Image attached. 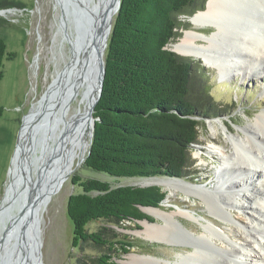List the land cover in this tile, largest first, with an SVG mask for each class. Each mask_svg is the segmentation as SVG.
I'll return each instance as SVG.
<instances>
[{
	"label": "bare ground",
	"instance_id": "bare-ground-1",
	"mask_svg": "<svg viewBox=\"0 0 264 264\" xmlns=\"http://www.w3.org/2000/svg\"><path fill=\"white\" fill-rule=\"evenodd\" d=\"M53 1L55 8L62 4ZM74 1L75 4L69 5L73 20L70 21L65 44L68 50L71 46L70 49H75L77 53L75 36L79 30L73 24L75 19L82 21L80 30L83 27L88 31V36H97L102 16L111 1ZM188 19L194 27L182 29L178 39L169 45L174 51L200 59L205 66L215 69L221 79L233 74L242 77L250 74L258 78L262 76L264 0H206L204 8L195 11ZM54 22L56 30L52 35L53 43L58 31L57 22ZM197 27H211L212 31L207 34ZM51 52L55 58L53 44ZM64 55L68 60L70 50ZM85 59L83 55L79 62L72 64L71 72L65 73L61 79V69L55 67L50 90L42 92L26 120L25 117L23 119L25 122L20 131V143L12 155L4 194L0 199V227L5 225L9 216L15 220V234L7 244L9 249L13 248L22 228L31 226L34 231L40 228L51 189L66 180L74 171L77 158L81 160L83 157L82 137L88 127L87 114L91 103L85 109L80 106L84 105L86 99L90 102L93 100V86L84 69ZM101 60H104L103 57ZM221 125L225 130L226 141H213L205 149L206 156L216 155L219 161L211 184L201 186L184 179H165L163 184L172 192L179 190L188 196L198 195L203 197L202 200L205 198L210 211L221 217L228 213L225 210L227 207L240 206L244 209L250 221L244 223L245 234L240 238L242 245L238 247L226 240L229 234L217 231V225L212 221L203 223L198 234L187 229L176 217L197 221V217L189 210L180 212L167 211L161 206L145 207L143 210L147 214L161 222L142 221L143 228L135 234H141L147 240L176 242L173 230L178 229V233L189 240L187 243L191 244L192 249L186 254L180 253L173 262L129 253L120 260L122 264H264V259L257 252L250 253L254 246L264 253V190L258 188V182L261 185L264 182V110L241 128L242 135L231 132L224 123ZM210 128L215 134L218 126L210 124ZM198 157V162L206 161L202 155ZM157 182L154 178L144 183L140 181L142 185ZM239 188H245L248 192L241 193ZM25 235L28 236L27 230ZM216 239L224 246H217ZM246 251L250 252L247 254ZM248 256L251 263H248Z\"/></svg>",
	"mask_w": 264,
	"mask_h": 264
},
{
	"label": "trees",
	"instance_id": "trees-1",
	"mask_svg": "<svg viewBox=\"0 0 264 264\" xmlns=\"http://www.w3.org/2000/svg\"><path fill=\"white\" fill-rule=\"evenodd\" d=\"M205 1L121 0L104 51V79L85 168L115 178L189 176L199 125L205 117L226 114L211 98L203 65L168 45L181 35L179 16L203 9ZM5 54L13 57L0 37V79ZM2 111L0 106V117ZM71 182L80 188L66 203L71 245L80 252L74 264H119L137 244L110 224L152 222L142 209L158 207L166 194L158 184L112 185L79 175ZM91 222L94 230L87 228Z\"/></svg>",
	"mask_w": 264,
	"mask_h": 264
},
{
	"label": "rangeland",
	"instance_id": "rangeland-1",
	"mask_svg": "<svg viewBox=\"0 0 264 264\" xmlns=\"http://www.w3.org/2000/svg\"><path fill=\"white\" fill-rule=\"evenodd\" d=\"M65 10L64 5L62 10L60 7L55 8V1L53 0H0V37L6 44V52L13 53L12 58H8L5 54L2 66L3 76L0 79V106L3 108L0 117V199L4 194V186L8 176L7 172L15 151L22 119L25 117L26 120L27 115L33 108V104L38 101L42 92L51 84L52 73L55 67L61 69L65 60H67L64 52L68 53V45L65 42L70 21L73 18L70 7ZM191 14H193V10L179 16L183 24L180 29L181 33L182 29L194 27L188 19V16ZM54 21L58 25L55 43L52 42V35L56 30ZM196 29L207 34L212 31L211 27H197ZM52 44L53 50L56 51L55 58L52 57ZM169 45L168 48L172 49ZM103 56L104 53H102ZM190 58L196 62H200L206 69V73L209 76L208 82L211 98L215 104L222 107L226 115H222L221 117H205L203 123L199 125L197 143L193 144L190 148L194 163L192 167L188 168L189 176L178 178L152 177L157 179L158 185L159 182L161 183V190L166 193L163 198L165 200L158 207L161 206L167 211H191L197 217V221L189 220L182 216H177L176 218L183 226L197 234L202 230L203 223L207 224L212 221L217 225L215 226L217 231H225L229 234L228 238L224 234L226 240L239 247L242 245V239L240 238H243L245 234L244 223L250 221L244 209L240 206H230L225 209L228 212L226 216L215 215L208 208L205 198L202 200L203 197L198 195L188 196L179 190L172 192L171 189L163 184V180L184 179L199 185L202 184L201 186L211 184L210 181L214 179V172L219 161L216 155L211 157L206 156L205 149L209 145H212L213 141L220 143L226 141L222 123L231 132L241 133L242 135L241 128L264 110V63L261 65L262 76L259 78L253 74L246 77L233 74L228 78L221 79L215 69L205 66L198 58ZM90 103L86 99L84 105L80 107L85 109ZM210 124L218 126L215 134H212ZM82 138L83 157L81 160L79 157L77 158L74 171L70 173L66 180L51 189L48 195L46 209L39 228L41 233L40 252L43 264H74L76 257L80 254L79 248L72 247L71 245L73 225L66 215L68 196L80 190L78 185H72V176L79 175L82 179L97 177L111 182L112 185L139 186L142 185L140 181L144 183V181L148 180H143V178H115L105 173L85 168L83 160L91 138L90 122ZM199 154L206 161L198 162ZM262 177L264 179V168L262 169ZM262 185L259 181L258 188L264 190L262 189L264 188V182ZM239 190L241 193L248 192L245 188H239ZM238 203L243 204L241 201ZM144 213L147 214L145 211ZM147 215L153 220V223L161 222L160 219L149 214ZM142 221L150 223L147 219H143L140 221H125L121 224H110L119 235L125 236L128 240L138 245L131 247L127 254H123L121 259L118 260L119 262L129 253L149 257L154 256L173 262L180 253L186 254L188 250L192 249L190 247L191 244L187 243L189 240L182 237L178 233V229L173 230V237H175L174 240L176 242L147 240L141 234H135L136 231H140L143 228ZM99 224L105 223L99 222ZM95 227V222L87 225V228L90 230H94ZM215 241L217 246H224V243L220 240L216 239ZM254 247L251 252L246 251V253L250 252L254 254L257 252L264 259L263 251L257 246ZM0 254H2V251ZM250 259L248 256V263H251ZM119 264L122 263L120 262Z\"/></svg>",
	"mask_w": 264,
	"mask_h": 264
},
{
	"label": "water",
	"instance_id": "water-1",
	"mask_svg": "<svg viewBox=\"0 0 264 264\" xmlns=\"http://www.w3.org/2000/svg\"><path fill=\"white\" fill-rule=\"evenodd\" d=\"M57 1L62 2V4L58 3L61 10H62L63 5L65 9L67 10L69 9V5L75 4L74 0H56V2ZM110 1L111 3H110L109 8L107 9L106 13L102 16V20H101L102 25L99 26V33L97 34V36H92V35L88 36L87 35L89 34L88 31L84 30L83 27H82V30H80L82 21L80 20L78 21L75 19L73 24L75 27L78 26V28L76 29L79 30V31H76L77 35L75 36L76 37L75 44L78 46V50H77V53H75L74 51L75 49L74 50L70 49L71 46H69L71 56L68 58L67 62L64 63V65L62 66L60 70L61 76L59 77V79H61L65 73L67 74L70 73L71 65L72 64L75 65L77 62H79V60H81L82 56L85 55L86 59H85L84 69L87 73L88 80L91 82L93 86V100L91 102L90 111L87 114V118L90 122V127H91V138H92L94 122H95V118L93 117L94 107L100 98L103 79H104V68L105 67H104V60H101V57H102V53H104L105 48L107 46V40H108V36L110 33L113 16L117 13L120 7V2H121V0H110ZM81 41L82 43L80 45L79 43ZM85 41H87L86 45H85ZM89 46L90 47L93 46V48L90 49ZM171 50L174 51L173 49ZM176 53L179 55L185 56V57H189L188 55H183L178 52ZM201 63L203 62L201 61ZM50 87H51V84L46 88L47 92L50 90ZM23 119H22V124L19 130L18 136H17L16 146H18V144L20 143V135H21L20 131L22 127L24 126ZM91 138H90L89 147L87 149V152H89ZM8 171H9V168H8ZM152 185H156V184H152ZM139 186L145 187L142 185H139ZM146 186H149V185H146ZM150 223H153V222H150ZM14 224H15V220L12 219L11 216H9L7 217V221L5 225H2V227H0V252L2 251V254H0V264H43L42 259H41V252H40V248H41L40 229H38L37 231H34L31 228V226L27 228L25 227L22 228L18 237L15 239L13 248L12 249L8 248L7 244L10 242V238L12 239L15 234ZM26 230L28 231V236L25 235ZM29 232H30V235H29ZM5 245H6V248H5Z\"/></svg>",
	"mask_w": 264,
	"mask_h": 264
}]
</instances>
